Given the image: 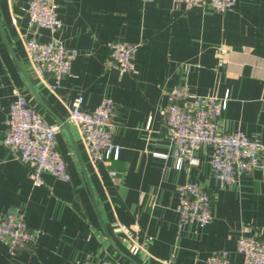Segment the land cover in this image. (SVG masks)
Listing matches in <instances>:
<instances>
[{
  "label": "crops",
  "instance_id": "1",
  "mask_svg": "<svg viewBox=\"0 0 264 264\" xmlns=\"http://www.w3.org/2000/svg\"><path fill=\"white\" fill-rule=\"evenodd\" d=\"M54 1L62 26L51 31L28 25L27 0H0V216L18 207L36 232L33 243L12 254L0 242V264L106 258L118 264H204L220 249L243 264L235 244L247 234L244 227L252 225L264 239V0H237L223 13L175 0ZM32 33L78 50L70 75L54 92L26 63L24 38ZM115 39L138 44L134 73H120L110 63L106 43ZM44 80L53 82L50 75ZM182 85L195 95L228 94L219 130H240L263 146L260 165L250 174L221 186L206 143L196 151L198 165L175 167L164 110L169 94ZM15 89L47 123L59 125L55 142L68 180L43 172L34 184L29 165L2 145ZM77 96L88 110L103 98L115 102L117 160H90L68 117ZM187 181L211 194L213 217L205 226L179 220L177 188Z\"/></svg>",
  "mask_w": 264,
  "mask_h": 264
},
{
  "label": "built area",
  "instance_id": "2",
  "mask_svg": "<svg viewBox=\"0 0 264 264\" xmlns=\"http://www.w3.org/2000/svg\"><path fill=\"white\" fill-rule=\"evenodd\" d=\"M151 1V0H143ZM185 8H205L223 13L233 10L237 0H175ZM27 22L29 26L46 28L51 31L62 26L54 0H27ZM137 43L121 39L106 43L110 63L120 73L135 72V52ZM26 63L30 71L46 87L54 92L63 77L70 75L71 63L77 57L74 46L64 44L59 39L41 40L35 33L24 38ZM224 52V49H221ZM46 75L52 83L44 80ZM228 94L222 98L212 95L191 94L186 85L179 86L169 94L164 110L167 137L174 144L175 167L184 163L198 165L196 151L200 144H209V163L212 174L221 186L232 185L240 177L248 175L260 165L262 143L257 137L240 130L221 131L217 120L227 105ZM82 96H77L68 109L69 119L76 125L91 161L117 160L119 147L113 143L112 129L115 102L103 98L93 109H83ZM58 124L47 123L33 108L25 95L14 90V98L9 105L5 120V131L1 143L19 161L29 165V176L34 184L41 182L40 175L48 172L62 180L70 174L64 159L57 150L55 133ZM165 156V154H160ZM116 175L115 171L111 172ZM176 210L181 223H195L205 226L212 221L211 194L196 182L187 181L177 188ZM247 234L239 235L235 250L243 257V264H264V239L259 237L252 225H246ZM36 232L28 228L25 214L16 207L0 216V242L7 245L9 253H14L35 240ZM77 264H118L106 258L101 262L83 260ZM204 264H235L224 249L210 253Z\"/></svg>",
  "mask_w": 264,
  "mask_h": 264
},
{
  "label": "water",
  "instance_id": "3",
  "mask_svg": "<svg viewBox=\"0 0 264 264\" xmlns=\"http://www.w3.org/2000/svg\"><path fill=\"white\" fill-rule=\"evenodd\" d=\"M0 32L2 33V29H1V22H0ZM22 72L24 74V77L26 78L27 82L29 83V79L28 76L26 75L25 71L22 69Z\"/></svg>",
  "mask_w": 264,
  "mask_h": 264
}]
</instances>
